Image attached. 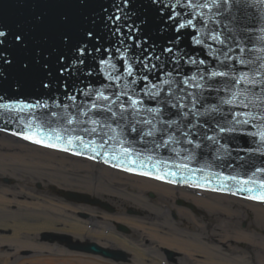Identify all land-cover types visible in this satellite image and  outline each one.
I'll return each mask as SVG.
<instances>
[{
  "label": "water",
  "instance_id": "obj_1",
  "mask_svg": "<svg viewBox=\"0 0 264 264\" xmlns=\"http://www.w3.org/2000/svg\"><path fill=\"white\" fill-rule=\"evenodd\" d=\"M0 31L1 129L264 201V0H0Z\"/></svg>",
  "mask_w": 264,
  "mask_h": 264
},
{
  "label": "bare ground",
  "instance_id": "obj_2",
  "mask_svg": "<svg viewBox=\"0 0 264 264\" xmlns=\"http://www.w3.org/2000/svg\"><path fill=\"white\" fill-rule=\"evenodd\" d=\"M72 162H77L78 166L81 165L79 163H82L70 156L26 144L20 139L17 140L7 133L0 132V177H9L13 180L12 187L5 188L0 185V264H118L107 261V259L103 260L83 254L65 246L45 241L37 243L36 236L43 232L68 234L74 239L80 240L95 239L103 247L112 245V247L127 252L137 250L138 252L135 251L134 254H131L128 264H159V257L146 255V250L136 247L137 244L134 245L111 230L104 231L102 228L93 227L90 224V218L82 220L77 217L79 212L83 209L88 211V208L70 206L41 193L26 191L25 188H28L33 183L31 180L34 179L41 184L47 183L60 188L80 189L91 194H94L95 191L97 195L103 194L102 192L111 193L106 188L95 186L90 179L82 181L70 179L67 176L70 169L68 165ZM139 180L143 182L140 184L142 190L156 189L162 196H177L185 201L216 210L226 216L239 214L227 204L241 201L255 210L256 219H261L264 222V207H260V205L218 194L211 195V199L208 200L192 198V195L187 193L188 188L173 187L147 179ZM130 197L138 203L135 205L136 208H144L147 205L144 204L146 201L140 194L130 195ZM158 211H162V209L158 208ZM180 212L188 213L184 209ZM148 213V215L144 214L146 217L141 220L140 218L135 220L120 217H114V219L115 222H125L129 227L138 229L145 237L148 236V241L144 242H150L152 246L157 244L153 250H158L159 247L176 250L180 252L181 257L194 261V264H252L248 257L239 250L232 249L233 254H228V256L218 254L215 252L220 248L215 245H206L204 241L186 237L178 231L164 230L165 224L149 223L150 221L146 220L152 212ZM104 218L111 220L109 216H104ZM235 234V242H245L254 249L260 248L261 253H259L260 256L256 264H264V241H257L252 233L237 231ZM224 242L227 241L224 240ZM24 250H30L33 255L29 258L21 256ZM147 259H155L158 263L143 262Z\"/></svg>",
  "mask_w": 264,
  "mask_h": 264
},
{
  "label": "rangeland",
  "instance_id": "obj_3",
  "mask_svg": "<svg viewBox=\"0 0 264 264\" xmlns=\"http://www.w3.org/2000/svg\"><path fill=\"white\" fill-rule=\"evenodd\" d=\"M0 132L7 133L2 130H0ZM9 135L16 138L17 140L20 139L26 144L39 147L21 138L18 139V137L12 134ZM55 152L70 156V158L72 157L73 159L82 162L79 164L84 165L78 166L77 162L69 163L68 167L70 169L67 176L70 179H73L75 181L90 179L93 181L95 186L98 185L99 188H106L111 193L102 192L103 194L97 195V192L95 191L94 194H91L90 192H86L80 189L60 188L47 183L41 184L39 181H36L34 179L31 180L33 181V183L28 188H25L26 191H35L41 193L51 199L62 201L70 206H81L83 208H88V211L83 209L81 212H79L77 214V217L82 220L90 218V224L93 227L102 228L104 231H113L119 236L134 243V245L137 244L138 246L136 247L140 248L141 250H146V255L156 256L165 252L180 254V252L162 247H159L158 250H153V247L157 246V244H154V246H152L150 242H144L146 240L148 241V236L145 237V235H143L138 229L129 227V225L125 222H115L114 217L135 220L137 218H140L141 220L143 217H146L145 215L149 214L148 212H152L150 213L148 220H146L150 221L149 223L155 222L160 223V225L165 224V227L163 226L164 230L176 232L178 231V233H181L186 237L200 239L204 241L206 245H215L220 248V250L218 249V251L215 252L218 254L228 256V254H233V252L231 251L232 249L236 251L239 250V252L244 253L248 257V260L252 264H256L258 257L260 256L259 253H261L260 248L254 249L252 246L246 244L245 242H243V244L234 241L236 240L234 236H236L235 232L237 231H241L244 233H252L254 234V237L257 241H264V222H262L261 219H256L255 210L250 208V206L246 205L245 203L241 201L228 203L227 205L232 210L238 211L239 214L226 216L216 210L206 208L205 206L198 203H191L189 201H185L177 196H162L160 194V191L156 189H150L147 191L142 190L140 184H142L143 182L139 179L146 178L128 175L121 171L114 170L110 167H106L105 165H101L100 163L85 158H80L78 156L59 151ZM105 169H108L110 171H107ZM0 185L5 188L12 187L13 180H11L9 177H0ZM188 190L189 191L187 193L189 195H192V198L197 197L203 200L211 199V195L216 194L213 192H204L202 190L197 189L188 188ZM67 193H76L82 196H88L90 201H97L98 204L70 201L65 198V195ZM137 194L142 195V198L145 199L146 203L144 204H147L145 205L146 208L145 206L144 208L140 209L136 208L135 205H138V203H136L130 197V195L135 196ZM218 195L229 196L225 194ZM230 197L235 198V196ZM235 199L247 201L250 203H254L255 205H260V207H264V203H256L238 197H236ZM179 201H182L183 203L181 205L177 204ZM187 205L193 206L194 210H192ZM105 208H110L109 210L111 211H106ZM158 208H161L162 211H158ZM182 209L186 210L188 213L184 214L180 212V210ZM145 211H147L146 214ZM104 216L111 217V220L105 219ZM117 225L125 226L128 229V233L119 232L117 230ZM66 237L70 238V243L72 244H75V242H95L99 244L98 241H96L95 239H74V237H72L71 235L54 232H43L40 235L36 236L35 241L37 243L45 241L46 243L61 245L63 247L65 246L68 248L69 246L67 245V243L63 241ZM224 240L227 242H224ZM135 251H128V253L134 254ZM22 252L23 253H21V256L23 257L29 258L33 255L30 250H24ZM176 258L178 259V263L175 264H194V261H184L186 259H183V257L182 259L178 256Z\"/></svg>",
  "mask_w": 264,
  "mask_h": 264
},
{
  "label": "flooded vegetation",
  "instance_id": "obj_4",
  "mask_svg": "<svg viewBox=\"0 0 264 264\" xmlns=\"http://www.w3.org/2000/svg\"><path fill=\"white\" fill-rule=\"evenodd\" d=\"M105 248V247H104ZM106 248L108 249V250H116L117 248H115V247H110V246H106ZM181 257L180 256V254H174V253H168V252H165V253H162V254H158V255H156V257H159V264H175V263H178V259L176 258V257ZM95 257H98L99 259H103V260H106V259H104V258H102V257H100V256H95ZM181 259H182V257H181ZM183 259H185V258H183ZM130 260H131V254H129V253H127L126 255H125V259L123 260V261H118V263H124V264H128L129 262H130ZM107 261H110V262H112V263H117V262H113V261H111V260H108L107 259ZM184 261H191L192 262V260H190V259H186V260H184ZM143 262H145V263H152V262H157L155 259H147V260H143ZM157 262V263H158Z\"/></svg>",
  "mask_w": 264,
  "mask_h": 264
},
{
  "label": "snow or ice",
  "instance_id": "obj_5",
  "mask_svg": "<svg viewBox=\"0 0 264 264\" xmlns=\"http://www.w3.org/2000/svg\"><path fill=\"white\" fill-rule=\"evenodd\" d=\"M6 35V33L5 32H3V31H0V37H4ZM20 38L19 37H17V40H19ZM29 137H25V139H28Z\"/></svg>",
  "mask_w": 264,
  "mask_h": 264
}]
</instances>
